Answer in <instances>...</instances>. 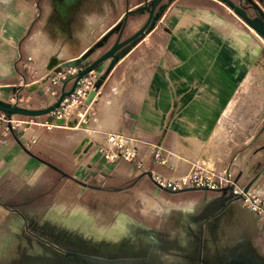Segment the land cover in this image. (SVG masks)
Segmentation results:
<instances>
[{
  "label": "rangeland",
  "instance_id": "rangeland-1",
  "mask_svg": "<svg viewBox=\"0 0 264 264\" xmlns=\"http://www.w3.org/2000/svg\"><path fill=\"white\" fill-rule=\"evenodd\" d=\"M255 1L264 9V0ZM18 13L14 17L9 9L0 7V52L4 51L0 57V86L19 87L16 92L0 90V99L23 107L44 108L56 101V95L46 92L50 80L44 81L43 86L34 81L47 59L54 57V51L48 46L52 47L51 42H56L63 31L56 24L51 7H45L37 16V23L22 36L23 22L35 17L37 9L27 4ZM234 15L235 32L243 31L250 37L249 51H236L229 57V74L223 71L226 66L221 62L218 70L210 73L212 105L220 111L221 98H229L240 85L232 101L224 106L205 143L187 140L194 149L178 138L174 142L167 140V147L155 143L162 149L161 157H153L147 165L138 167L132 161H110L103 157L90 139L95 134L80 125L77 129L58 132L53 130L58 124L48 122L47 116L8 114L0 110V154L4 151L5 158L13 159L0 164V201L15 209L13 214L0 216V220L5 219L4 225L9 226L15 214L22 213L35 223L56 224L100 240L116 231L117 227L113 226L122 215V225L135 223L174 232L183 225L178 209L192 213L203 200L202 192L180 191L207 188L197 186L198 181L212 185L233 183L238 191L244 190L264 164V37L235 11ZM57 62L53 59L54 65ZM74 103L69 101L66 105L72 109ZM214 121L204 120L199 136L205 138ZM92 126L104 127L95 120ZM85 140L82 145L86 146L83 147L87 152L85 158L92 155L91 160L95 161L100 155L97 166L85 165V160L75 165L72 152L77 142ZM185 177L194 185L181 184V188L173 189L171 184L170 187L169 179ZM163 178L167 179L164 184ZM242 199L243 210L235 218V226L249 229L264 249V174ZM256 201L260 206L254 210ZM77 208L85 214L70 219ZM24 228L27 227H21ZM7 230L8 227H0V240ZM14 236L13 246L23 248L22 239L19 240L18 234Z\"/></svg>",
  "mask_w": 264,
  "mask_h": 264
},
{
  "label": "crops",
  "instance_id": "crops-1",
  "mask_svg": "<svg viewBox=\"0 0 264 264\" xmlns=\"http://www.w3.org/2000/svg\"><path fill=\"white\" fill-rule=\"evenodd\" d=\"M147 1L150 0H101L98 6L87 8L88 11L79 20L63 22L55 19L63 34L61 33V37L54 43L50 40L52 47L48 46V49L54 51V57L47 59L37 72V80L34 83L39 82L37 84L43 86L44 81L50 80L47 81L50 88L46 92L50 91L58 98L64 85V79L60 75L68 69L57 71L60 63L82 55L123 19L127 9H135ZM25 3L22 0H10L7 3H0V7L9 9L11 15L17 17L18 10L27 6L28 3ZM31 7L36 9L34 6ZM32 12L35 13L34 10ZM146 18L147 15L131 18L124 37L137 31ZM34 20H37V14L29 21L25 19L22 36L37 23ZM235 31L234 11L223 1H169L167 9L155 25L126 48L114 66L107 60L90 73L92 76L100 74L104 77L92 102L86 104V99L84 100V109L86 115H89L90 124L82 129L95 134L94 139L90 138L94 146L104 144L105 135L110 132L132 135L143 142L163 143L164 147H167V140L172 142L173 139L174 142L177 138L189 146L192 144L187 140L205 143L213 133L224 106L232 101L240 85V83L237 85L229 98H221L220 111L218 107L212 105L214 93L209 81L210 73L218 70V63L221 62L226 66L223 67V71L229 74V57L236 51L242 52L244 49L249 51V40L243 46L239 42L240 34L245 36L247 34ZM114 41L115 37L111 43ZM107 47L94 53L92 59H96ZM2 52L4 51L0 52V57L4 56ZM53 59L58 60L56 65L53 64ZM76 69L79 71V68ZM248 69L249 64L245 77ZM70 86L71 82L68 84V87ZM74 104L73 108H76L77 103ZM78 113L83 116L80 122L86 121L81 109ZM94 120L104 127L101 129L93 127ZM204 120L206 122L215 120L205 138L199 136L203 131L201 124ZM78 126L58 125L53 130L60 132L77 129ZM83 143L77 142L72 152L75 156V165L85 160V165L93 167L100 155L95 161L91 160L92 155L86 159V146H82ZM191 148L194 149L192 146ZM141 152L145 155L147 165L153 156L147 146L141 145ZM12 160L10 156L5 158L2 151L0 164ZM229 165L232 167L231 163ZM180 166L183 170L184 167ZM25 171L27 170H24V174ZM12 209L14 208L8 203L0 201V216L6 217L13 212ZM178 210L179 219L189 214L182 208ZM84 214L83 210L77 208L74 215H70V219ZM15 216L9 226L4 225V218L0 220V227H8L7 233L0 240V264H22V247L13 246L15 243L12 241L14 237L16 240L14 235L22 232V213ZM45 225L57 226L47 223ZM38 263L40 262L36 258L31 262Z\"/></svg>",
  "mask_w": 264,
  "mask_h": 264
},
{
  "label": "flooded vegetation",
  "instance_id": "flooded-vegetation-1",
  "mask_svg": "<svg viewBox=\"0 0 264 264\" xmlns=\"http://www.w3.org/2000/svg\"><path fill=\"white\" fill-rule=\"evenodd\" d=\"M22 2L34 6L37 16L45 7H51L55 19L67 22L83 18L87 8L98 6L101 0ZM260 21L264 26V21ZM263 174L264 164L247 183L249 189ZM235 186L232 183L214 189L180 191L202 192L203 200L196 211L181 217L183 225L174 232L135 223L122 225L120 215L119 223L113 226L116 231L96 240L58 225L35 223L22 215V227H27L18 233L19 240L24 242L22 264H31L35 258L38 264H264V249L253 233L246 227L235 226V218L243 210V199L237 198L242 192H236Z\"/></svg>",
  "mask_w": 264,
  "mask_h": 264
},
{
  "label": "water",
  "instance_id": "water-1",
  "mask_svg": "<svg viewBox=\"0 0 264 264\" xmlns=\"http://www.w3.org/2000/svg\"><path fill=\"white\" fill-rule=\"evenodd\" d=\"M171 0H150L145 2L143 5L135 9H127L123 19L112 27L99 41H97L92 47L85 51L79 57L72 59L70 61H65L60 63L57 71H62L65 68H79V71L75 75L69 76L64 80L63 88L61 89L56 101L47 107L35 109L19 106L18 104H10L0 99V110L8 114H21L25 116H47L46 120L48 122H55L58 125L67 124L68 126L87 127L89 120V115H86V121L80 122V119L76 114L69 117H56L52 115V112L60 108L65 98L70 97L78 84V81L91 72L96 70L107 60H110L111 66L117 62L121 57L124 50L128 48L134 41L138 40L141 36L146 34L158 21L161 14L167 9L168 2ZM226 3L233 11H235L243 21L250 27L254 28L258 33L264 37V26L260 20L264 21V9L255 0H220ZM136 15H147L145 22L139 27L137 31L124 37L125 32L129 28L130 19ZM115 37V41L111 43L112 39ZM108 46V47H107ZM104 49V51L96 58L92 59L94 53L98 50ZM58 63V62H57ZM53 65V64H52ZM51 65V66H52ZM98 79L96 81V89H92L88 92L87 98L85 100L86 104H90L96 95L98 89L101 87L103 75L98 74ZM71 82V86L68 84ZM0 90L4 91H18L19 87L4 85L0 86ZM84 141L83 144L86 143ZM250 185H247L243 193L237 194V198H243L244 193L249 190ZM165 190H168L164 187ZM226 188H223V191ZM232 196V195H231Z\"/></svg>",
  "mask_w": 264,
  "mask_h": 264
},
{
  "label": "built area",
  "instance_id": "built-area-1",
  "mask_svg": "<svg viewBox=\"0 0 264 264\" xmlns=\"http://www.w3.org/2000/svg\"><path fill=\"white\" fill-rule=\"evenodd\" d=\"M77 71L78 70L76 68H70V69H67V71L61 73L60 76H62L61 78L65 80L69 76L75 75ZM97 79H98L97 75L92 76L90 74L80 79L78 81V84H77V87L74 93L70 97L65 98L60 108L53 111L52 115L56 117H69L73 114H76L78 118L80 119L83 116L79 115L78 110L81 109L86 116V110L84 109V100L87 98L88 92L90 90L96 89L95 85H96ZM69 101L77 103V106L75 109H71L70 107L69 109L64 108L66 106L67 107L70 106V105H66V103ZM61 109H64V111H61ZM141 145L147 146L149 148L150 154L154 158L159 159L161 157L162 149L159 146H157V144L145 142V141L143 142L142 140L132 135H128V134L121 133V132L107 133L105 135V143L98 145L97 149L103 157H105L106 159L110 161H117V160L123 159V160L134 162L138 167H144L146 165V160H145V155L142 154L141 152ZM160 178L161 176L158 177L159 181H161ZM166 180H167L166 178H163L162 183L164 184ZM168 182H169L170 187H171V184H173L172 186L173 189L181 188V184L185 186L194 185V183L191 181V179H189V177L179 178L177 180L169 179ZM196 185L207 187L209 189H214L217 187H223V186L225 187L230 184L226 183L225 185H223L222 183H220V185L218 184L212 185L211 183H206V182L202 183V181H198ZM235 191L243 193V190L238 191L236 189V186H235ZM248 194H249V190L245 192L243 195L244 197L245 196L247 197ZM259 206L260 204L256 201L252 209L257 210Z\"/></svg>",
  "mask_w": 264,
  "mask_h": 264
},
{
  "label": "bare ground",
  "instance_id": "bare-ground-1",
  "mask_svg": "<svg viewBox=\"0 0 264 264\" xmlns=\"http://www.w3.org/2000/svg\"><path fill=\"white\" fill-rule=\"evenodd\" d=\"M217 13V12H216ZM230 33V32H229ZM240 41H241V45L243 44V45H245L246 43H248V38H247V36H245L244 34H240ZM251 57V56H250ZM108 105V104H107Z\"/></svg>",
  "mask_w": 264,
  "mask_h": 264
}]
</instances>
